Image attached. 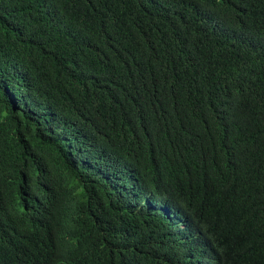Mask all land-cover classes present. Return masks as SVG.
I'll list each match as a JSON object with an SVG mask.
<instances>
[{
	"label": "trees",
	"instance_id": "1",
	"mask_svg": "<svg viewBox=\"0 0 264 264\" xmlns=\"http://www.w3.org/2000/svg\"><path fill=\"white\" fill-rule=\"evenodd\" d=\"M0 264H264V0H0Z\"/></svg>",
	"mask_w": 264,
	"mask_h": 264
}]
</instances>
